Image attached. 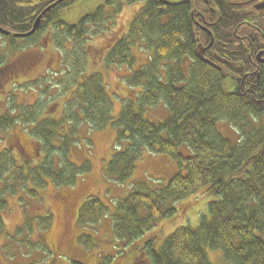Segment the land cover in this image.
Listing matches in <instances>:
<instances>
[{"label": "trees", "instance_id": "obj_1", "mask_svg": "<svg viewBox=\"0 0 264 264\" xmlns=\"http://www.w3.org/2000/svg\"><path fill=\"white\" fill-rule=\"evenodd\" d=\"M55 1L0 0V25L10 30V35H2L10 39L14 55L17 51L24 55V41L37 34L38 40L41 34H47L45 26L52 25L80 42L87 32L85 24H96V29L103 32L109 10L115 13L123 2L145 4L146 10L129 24V34L124 36L129 26L116 33L119 38L107 34L100 46L106 51L96 57L107 66L129 68L125 79L127 97L120 99V111L113 124L106 86L95 74L100 73L99 67L92 66L88 73L80 72L74 65L76 73L71 68L68 76L56 79L60 85L52 83V87H61L65 82L68 86L73 84L65 87L66 96L60 104L54 99L60 90L45 98L49 91L44 88L32 102L18 103L17 92L40 79L22 82L18 78L19 66L14 63L18 60L0 55V132L10 135L9 142L0 143V210L7 204L1 195L7 198L13 193L35 200L46 184H52L60 199L70 196L61 189L76 183L75 179L90 169L87 161L82 166L69 158L68 149L73 142L88 140V135H80L79 128L83 122L92 131L110 126L116 130L114 146L125 142L118 148L113 146L102 173L108 180L127 183L128 187L126 196L115 202L111 214L108 242L118 249V255L131 258L129 264H264V61L249 58L248 46L236 39L248 33L243 26H250V15L243 16V23L238 17L242 14L240 8L230 0H209L214 13L208 20L197 19V26L190 16V2L172 6L160 2V12L157 0H103L102 6L96 4L90 10L95 13L79 16L81 20L70 26L59 20L70 1L44 11ZM151 13H157V17L172 13V25L160 28V33L151 30L149 22L145 23ZM40 14L41 22L34 33L15 36L29 32ZM203 26L214 35L206 51L210 54H205L214 65L197 54L198 44H208L205 35L204 39L200 37ZM144 32H148L146 40L141 35ZM164 33L171 35L170 41ZM39 41L47 42V35ZM139 44L140 49L148 45L144 49L148 54L144 64L133 68V48ZM186 56L191 65L184 71ZM160 62H172V66L163 64L164 81L159 75ZM160 102L170 116L161 122L146 118L143 112ZM146 153L167 156L172 161L168 181L156 190L145 183L135 184L131 178ZM128 182H132L131 188ZM91 194L79 206L80 225L97 226L104 215L105 205ZM194 212L195 218L191 216ZM166 218H172L170 234L161 240L158 234H148ZM3 231L0 217V235ZM90 237L82 233L78 242L86 246L91 243ZM215 250L220 251L222 261L211 258L210 253ZM69 264L83 263L71 260ZM100 264H109L107 255Z\"/></svg>", "mask_w": 264, "mask_h": 264}, {"label": "rangeland", "instance_id": "obj_2", "mask_svg": "<svg viewBox=\"0 0 264 264\" xmlns=\"http://www.w3.org/2000/svg\"><path fill=\"white\" fill-rule=\"evenodd\" d=\"M182 1H186L187 3L190 2L192 8H198L194 6V3L196 5L200 3V0H172V3ZM139 3L140 9H142L144 4L141 2ZM157 3L158 6H160V1H157ZM96 4L102 6L103 0H75L69 8L63 10L61 19H63L66 24H69V22H74L77 16L91 15L95 13V11L90 12V10L95 9ZM137 4L138 3H135V1L127 3L126 8L124 7L125 9L122 6L119 8L116 17L113 15L114 19L117 20V29L119 27L123 30L126 28L129 18L136 9ZM155 14L156 16L158 15L157 13ZM167 19L168 17L166 15L159 16L153 21L149 17L150 25L148 28L151 27V30L155 29L160 33V28H165L167 25ZM105 20L107 22L109 16ZM140 27L141 26L138 28ZM86 28L87 24H85V29ZM105 28L106 30L109 29V25L106 24ZM43 29H47L46 31L49 32L47 34H41L38 38V42V34V36L36 35L37 37L35 36L36 38L34 37L29 40V43L35 42L38 47L42 48L39 49V54L41 53L39 63L36 65L35 72L33 74L31 72V75L34 76L38 74L39 71L43 73L44 70L49 67L50 71H46V75L50 74V77L43 83H49V88L53 86L52 83H60L59 80H56L58 77L68 76L67 72L70 71V66L65 65L67 59H71L74 65L79 68L80 72L86 71L89 73L90 69H92V65H89V62L87 64L89 55L86 56L85 50L87 51L92 45H94L95 48H99L106 40V38L99 37L100 34H98V32H92L91 35L86 33L80 45L74 38L68 37V35L63 34L60 30L53 29V31H50L49 29H51V27L47 28V26ZM92 29L93 27L90 26L89 30ZM106 30H104V32H106ZM129 30L130 26L124 33V36L129 34ZM147 31H149V29H147ZM167 33H164L163 36L170 41L171 35ZM46 35L47 42H40L39 40L43 41ZM141 35L143 39L145 38L146 40L148 32H144ZM143 39L142 44H145L146 42ZM7 40V38L0 36V55L8 56V59H10L12 54L7 46ZM147 46L148 45H145L144 49H147ZM32 48H35V45H33ZM140 48V44L138 47L133 48V68L144 64L146 61L148 53ZM28 51L29 50L26 49V53ZM72 53H76L77 58H74ZM60 55H63L61 61L63 65L61 67H59ZM55 58L58 59L59 63L56 61L52 65H49L48 62H53ZM12 60H14V58H12ZM167 63L172 66L171 62L159 63L162 64V70L159 69V75L162 77L163 81L165 79L164 75L166 68H163V64ZM183 63L184 71H187L191 64L186 60H184ZM75 66L72 67L73 71ZM98 67L97 70L101 72V74L98 73L101 83L106 86V92L108 94L106 99L111 105L110 111H112V115L109 116V119L115 124L121 107L120 99L128 91L125 79L129 73V68L116 65L104 66L102 64H99ZM53 70H60V73H52ZM74 73L76 72L74 71ZM205 77L209 79L208 76L205 75ZM40 86V84L36 86H23V90L17 92V95H19L18 103L32 102L39 97ZM67 86L68 83L65 82L61 87H52L45 95V98L49 95L56 94L57 89H59V95L57 94L54 99L60 104L65 99L66 95L63 93L66 91L65 87ZM126 97L127 96H124V98ZM121 102L122 104L124 103L123 101ZM105 111L108 112V114L110 113L108 107ZM143 114L146 118L154 122H161L170 116L168 109L161 102L155 105V107L147 108L146 112H143ZM220 122L224 126L228 125L226 121ZM86 124L87 122H83V126L79 128V132L82 137L88 135V140L84 138L83 140H79L80 143L76 141L73 142L68 149V154L69 158L71 157L77 164L82 163V166L84 162L87 161L90 165V169L89 172L84 174L83 178L81 174V177L75 179L76 183L70 185V187L61 189L62 192L69 193L70 196L60 199L57 194L58 191L52 184H46L44 188L40 189L41 195L37 198L39 200H34V198L30 196H28V199L26 197L25 200L23 196L18 197L12 195L13 193H10L7 198H5V194L1 195L4 201L7 199V204L4 210H0L2 227L4 228L3 233L0 235V264H69L71 260H77L83 264H99L103 259H100L103 255L105 257L106 255L108 256L109 264H129L132 261L127 255H118V249L114 248L111 242H108V239H111L112 233L111 214L114 204L117 200L124 198L128 190L127 183L118 184L111 179H109V181L102 173L103 163L113 150L116 130L109 126L97 131H92ZM227 133L231 136H235V134L233 133V135L229 130H227ZM236 138L237 134L235 139ZM9 141L10 135L7 132H0V143ZM122 142L125 141H120L114 147L118 148L122 145ZM138 163L139 165L137 164L131 177L133 182L145 183L152 190L161 188L164 182L168 181L166 177L173 171L171 158L167 156L161 157L146 153ZM21 170L24 172L25 168ZM131 183L132 182H128L129 188H131ZM90 193H93L91 195L99 198L105 205L104 215L100 218V222L97 226H92L89 223L85 225H80L78 223L77 216L79 206L82 203V199L88 195L90 196ZM67 202L69 204L68 208L65 210ZM45 207L49 209L40 210V208ZM24 211L26 212L24 214L26 217L23 215ZM191 216L195 218L197 215L194 212ZM45 218L48 220L45 221ZM173 220L174 225L175 219ZM26 222H28V225H26ZM157 225L158 226L148 232V234H158L161 240L165 235L167 236V234L172 232V218H166ZM82 233H87L91 236V243H86V246L78 242V237ZM43 234L46 235L44 239L41 238ZM155 242L158 244L157 241ZM219 253L220 251L215 250L210 253V256L217 262L222 261V256ZM128 254H131V252Z\"/></svg>", "mask_w": 264, "mask_h": 264}, {"label": "flooded vegetation", "instance_id": "obj_3", "mask_svg": "<svg viewBox=\"0 0 264 264\" xmlns=\"http://www.w3.org/2000/svg\"><path fill=\"white\" fill-rule=\"evenodd\" d=\"M230 2L240 8L242 14L238 17H240L239 19L243 23V16L245 17L247 15H250V26H243V28H246L248 30V33L243 37L239 36L236 39L239 40L243 46H248L249 58H253L254 56L257 57L260 62L264 61V0H230ZM199 4L197 5L198 8H193L190 11V16L192 20H194L195 25L199 24L197 22V19H200L202 21L208 20L210 15L214 13V9L208 6L209 0H200ZM167 16L168 21H170L172 19V13ZM203 31L204 34L202 33V36L200 35V37L204 39L205 35L208 38V44H203V47H207L212 38L214 41V35L213 32L209 29ZM209 48L210 46L208 47V49ZM208 49L206 48L204 50V56L206 53H208L206 52ZM183 60H186L191 64V59L189 57L186 56ZM207 60L208 62H211L209 58ZM28 63H30V61L27 58L19 60L17 63L19 66V70H23Z\"/></svg>", "mask_w": 264, "mask_h": 264}, {"label": "water", "instance_id": "obj_4", "mask_svg": "<svg viewBox=\"0 0 264 264\" xmlns=\"http://www.w3.org/2000/svg\"><path fill=\"white\" fill-rule=\"evenodd\" d=\"M39 18H40V17H38V19L34 22L31 31H29L28 33H26V35H27V34H30V33H32V32H34V31L36 30V28H37V26H38V24H39ZM198 47H199L198 55H199L200 57H202V56H203V51L205 50V48H203V47L200 46V45H199Z\"/></svg>", "mask_w": 264, "mask_h": 264}, {"label": "bare ground", "instance_id": "obj_5", "mask_svg": "<svg viewBox=\"0 0 264 264\" xmlns=\"http://www.w3.org/2000/svg\"><path fill=\"white\" fill-rule=\"evenodd\" d=\"M149 17H150L151 20L153 21L157 16H156V14L151 13V15H150Z\"/></svg>", "mask_w": 264, "mask_h": 264}]
</instances>
